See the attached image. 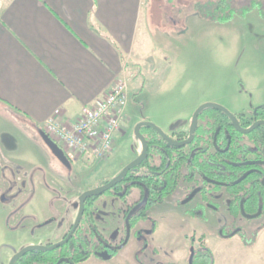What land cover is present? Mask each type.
<instances>
[{"label": "rangeland", "instance_id": "obj_1", "mask_svg": "<svg viewBox=\"0 0 264 264\" xmlns=\"http://www.w3.org/2000/svg\"><path fill=\"white\" fill-rule=\"evenodd\" d=\"M254 1L258 0H234L238 8L244 3L255 8L226 21L206 19L196 12L188 14L187 0L150 1L145 9L151 18L149 46L145 48L148 60L143 62V70L133 69L128 81L124 112L134 115L131 127L139 117H146L164 128L205 102L221 101L232 112H249L252 105L264 101V17ZM260 3L264 8V0ZM0 114L8 121L0 123V256H9L25 239L59 241L76 210L77 199L70 192L76 189L79 193L104 181L126 159L129 147L134 151L141 147L130 128L117 134L115 150L108 157L95 162L81 157L68 169L26 118L2 107ZM44 182L61 193L53 192ZM99 214L102 231L114 241L118 234L114 213L107 217ZM42 219H52V223L47 227L35 224ZM167 222L152 243L166 250L180 248V258L175 260L185 264L189 242L184 234L190 227L172 217ZM258 228V233L252 230L224 239L218 226L197 223L195 235L205 234L214 264H264V220L258 221ZM22 229L23 233L17 231ZM124 249L114 262L91 256L80 264H122L128 255Z\"/></svg>", "mask_w": 264, "mask_h": 264}, {"label": "flooded vegetation", "instance_id": "obj_2", "mask_svg": "<svg viewBox=\"0 0 264 264\" xmlns=\"http://www.w3.org/2000/svg\"><path fill=\"white\" fill-rule=\"evenodd\" d=\"M213 103L223 109L205 107L194 120L202 103L164 128L152 122L164 135L152 127L141 126L139 131L147 143L145 157L111 187L85 198L81 219L69 240L52 250L27 251L13 264H80L91 256L114 262L124 248L128 255L123 257L122 264H179L175 259L180 258V248L166 250L152 243L171 217L191 230L184 234L189 242L185 264H196L199 254L205 248L210 249L204 233L195 235L197 223L218 226L224 239L252 230L258 233V221L264 220V101L252 105L249 112H232L221 101ZM133 118L134 115L124 113L118 135L132 128V135L141 142L135 134L136 125L151 121L139 117L131 127ZM58 146L70 162L68 168L58 160L63 166L71 169L80 161L81 158H70ZM142 152V142L137 151L129 147L125 151L126 159H122V164H118L110 177L79 193L76 189L70 192L77 199L76 210L59 241L66 237L75 222L82 193L116 179ZM117 156L118 153L114 158ZM44 183L53 192L61 193ZM102 212L106 217L114 213L118 232L114 241L107 239L97 220L98 213L102 215ZM37 223L47 227L52 219L37 220ZM17 231L23 233L24 229ZM57 242L47 237L37 242L25 239L9 256H0V264H10L12 257L28 245L49 247Z\"/></svg>", "mask_w": 264, "mask_h": 264}, {"label": "crops", "instance_id": "obj_3", "mask_svg": "<svg viewBox=\"0 0 264 264\" xmlns=\"http://www.w3.org/2000/svg\"><path fill=\"white\" fill-rule=\"evenodd\" d=\"M150 1L0 0V107L35 127L56 108L74 122L118 79L143 70Z\"/></svg>", "mask_w": 264, "mask_h": 264}, {"label": "built area", "instance_id": "obj_4", "mask_svg": "<svg viewBox=\"0 0 264 264\" xmlns=\"http://www.w3.org/2000/svg\"><path fill=\"white\" fill-rule=\"evenodd\" d=\"M128 79H118L101 97L83 107L71 124L56 108L42 129L59 144L70 158L99 161L114 150L120 121L128 99Z\"/></svg>", "mask_w": 264, "mask_h": 264}, {"label": "water", "instance_id": "obj_5", "mask_svg": "<svg viewBox=\"0 0 264 264\" xmlns=\"http://www.w3.org/2000/svg\"><path fill=\"white\" fill-rule=\"evenodd\" d=\"M205 107H217V108H222V106L216 104V103H213V102H206V103H203L202 105H200L198 107V109L196 110L195 112V115H194V120H196L197 118V115H198V112L200 110H202L203 108ZM226 110V109H225ZM141 126H149V127H152L156 130H158L162 135H164L161 130L155 126L152 122H149V121H143V122H140L136 125V128H135V134L136 136L141 140L142 142V145H143V152L139 155L138 158H136L134 161H132L131 163H129L124 169L123 171L119 174V176L116 178V179H113L112 181H110L109 183H107L106 185L104 186H101V187H98V188H93V189H89L85 192L82 193V195L80 196V209H79V212H78V215L75 219V222L71 228V230L69 231V233L66 235V237L53 244V245H50L49 247H46V246H43V245H28L24 248H22L19 252H17L11 259L10 261V264H13L14 260L24 254L25 252L27 251H30V250H34V249H38V250H52V249H55L57 247H60L62 246L65 242H67L70 238V236L72 235V233L74 232V230L76 229L80 219H81V216H82V213H83V207H84V200L85 198L88 196V195H92V194H100L102 193L104 190L108 189L109 187H111L116 181L120 180L124 175L125 173L130 169L132 168L133 166H135L136 164H138L139 162L142 161V159L145 157L146 155V148H147V143H146V140L144 138V136L141 134V132L139 131L140 127ZM39 130V134H40V137L42 139V141L44 142V144L50 149L51 153L63 164L65 165L66 167L70 168V162L68 160V158L66 157V155L64 154L63 150L58 146V144L52 139L49 137V135L41 128L38 129ZM251 130V129H250ZM191 252H193V250L191 249ZM192 260V253H191V257H190V262Z\"/></svg>", "mask_w": 264, "mask_h": 264}, {"label": "trees", "instance_id": "obj_6", "mask_svg": "<svg viewBox=\"0 0 264 264\" xmlns=\"http://www.w3.org/2000/svg\"><path fill=\"white\" fill-rule=\"evenodd\" d=\"M242 1L246 2V0ZM187 2L189 5L188 14H194L196 12L200 16L213 21H226L236 13L245 14L248 9L255 8L246 6L248 0L240 8L235 6L234 0H187ZM254 4L258 7L260 15L264 17V8L262 7L260 0L254 1ZM37 128L39 129L41 127ZM64 247H62L61 249H63ZM195 263L214 264V257L211 250L205 248L204 252L199 254L198 259H196Z\"/></svg>", "mask_w": 264, "mask_h": 264}]
</instances>
